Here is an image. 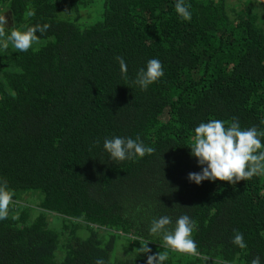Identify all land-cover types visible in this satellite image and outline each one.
Returning <instances> with one entry per match:
<instances>
[{
	"label": "trees",
	"instance_id": "1",
	"mask_svg": "<svg viewBox=\"0 0 264 264\" xmlns=\"http://www.w3.org/2000/svg\"><path fill=\"white\" fill-rule=\"evenodd\" d=\"M185 3L190 22L176 0H1L8 34L51 27L27 52L0 48V182L15 194L0 220V264H147L165 250L152 220L168 216L174 229L185 214L200 257L168 250L164 264H264V174L188 179L201 171L190 149L201 122L264 131V6ZM153 58L164 76L141 90L134 81ZM117 136L155 152L114 161L103 143ZM26 193L40 200L23 204ZM146 242L151 253L129 255Z\"/></svg>",
	"mask_w": 264,
	"mask_h": 264
},
{
	"label": "clouds",
	"instance_id": "2",
	"mask_svg": "<svg viewBox=\"0 0 264 264\" xmlns=\"http://www.w3.org/2000/svg\"><path fill=\"white\" fill-rule=\"evenodd\" d=\"M262 0H255V4L260 6ZM190 4L185 0H176L175 11L184 21H191L192 13ZM5 13V12H4ZM0 14V48L7 50L11 44L19 52L29 51L33 45L38 44L41 36L47 32L51 25L36 24L28 27L26 31L13 29L10 34L6 32L8 20L5 14ZM35 15L34 11H29L27 16ZM37 32L41 36L37 35ZM119 61L121 73L126 77L127 65L123 57H116ZM164 76L163 65L160 60L153 58L147 62L146 69L141 68L134 81L147 90L149 85L158 83ZM264 131L258 130L255 126L242 129L239 121L233 118L231 122L219 119H212L208 122H201L195 128L194 142L191 144V155L196 158L201 166L200 172H190L188 179L199 185L203 181H221L235 185L239 181L252 179L254 176L264 174ZM98 143V142H97ZM104 149L110 154L112 160L123 162L125 160H135L143 158L146 154L151 155L155 149L146 146L139 136L136 139L113 137L106 138L103 143ZM14 192L8 188L7 182H0V220L7 219L11 211L10 205L14 204ZM18 216L13 219H18ZM172 220L168 216L153 219L149 232L153 235H162L164 241V251L156 254L151 253L148 247L149 242L141 244V247L130 253L134 259L139 254L147 255V264H164L168 259V250L178 253H186L193 257H200L199 247L193 238L196 230V222L188 215H181L175 222L174 229L169 225ZM240 248H246L244 237L239 230H234L232 241ZM95 264H105L103 258L95 261ZM251 264H260V257L252 259Z\"/></svg>",
	"mask_w": 264,
	"mask_h": 264
},
{
	"label": "rangeland",
	"instance_id": "3",
	"mask_svg": "<svg viewBox=\"0 0 264 264\" xmlns=\"http://www.w3.org/2000/svg\"><path fill=\"white\" fill-rule=\"evenodd\" d=\"M4 14H5L6 18H7V14H6V13H4ZM7 20H8V24H7V26H10L11 23L9 22V19H7ZM7 26H6V27H7ZM21 200H22V203H23V204H27V205L33 207L32 204H33L35 201L40 200V197H39L38 194H34V193H26V194L23 195V197H22ZM34 214H35V211H32V212H31V217H32ZM49 221L52 222L51 220H49ZM56 227L61 228V224L58 223V224L56 225ZM67 238H68L67 236H63V241H64V242L67 241ZM56 256L58 257L59 260H61V259L63 258V256H64L63 250H62V251L60 250V251L57 253Z\"/></svg>",
	"mask_w": 264,
	"mask_h": 264
},
{
	"label": "water",
	"instance_id": "4",
	"mask_svg": "<svg viewBox=\"0 0 264 264\" xmlns=\"http://www.w3.org/2000/svg\"><path fill=\"white\" fill-rule=\"evenodd\" d=\"M255 1V0H254ZM0 2H1V0H0ZM261 5H263L264 6V0H262V3H261Z\"/></svg>",
	"mask_w": 264,
	"mask_h": 264
}]
</instances>
